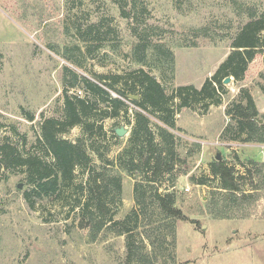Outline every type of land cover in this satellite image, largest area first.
<instances>
[{"label":"rangeland","instance_id":"obj_1","mask_svg":"<svg viewBox=\"0 0 264 264\" xmlns=\"http://www.w3.org/2000/svg\"><path fill=\"white\" fill-rule=\"evenodd\" d=\"M145 1L148 21L162 35L153 37L139 61L142 54L135 50L136 38L112 0H0V142L8 138L25 154L41 153L40 123L63 116V65L91 79L94 74L125 75L144 68L168 93L178 85L199 88L225 59L232 37L250 20V13H264V0ZM104 17L117 32L111 40L85 42L75 33L77 25L85 27ZM261 73L260 58L251 63L244 80L222 81L225 92L220 104H210L205 111L196 105L176 113V150L185 162L149 185L160 193L173 191L175 204L187 220L165 219L151 198L144 203L145 213H140L134 185L146 184L150 174L115 167L127 144L134 105L128 102L126 114L103 118L105 133L94 137L100 151L115 162L111 172L120 174L122 182L120 200L109 203V214L119 222L137 208L138 222L130 225L136 247L148 246L151 240L156 245L163 242L164 254H175L172 263L165 258L166 264H264V144L222 138L230 120L226 108L239 98L241 87L249 89L264 114V93L257 84L262 82ZM79 90L75 91L80 94ZM22 109L34 113V119L24 118ZM94 113L104 117L100 111ZM151 119L158 121L154 115ZM119 125L126 126L128 133L117 139L113 133ZM82 135V128L74 126L62 137L76 141ZM218 153L241 176L239 202L225 208L226 217L216 216L224 209L225 191L209 168ZM90 155L100 163L94 152ZM74 175L69 190L58 198L40 199L31 193V206L25 198L31 187L25 172L0 170V264H126V234L111 230L110 222L100 231L84 225L76 205L85 195L76 185L87 179V169L76 168ZM201 178L204 184L197 183ZM245 193L252 195L247 201Z\"/></svg>","mask_w":264,"mask_h":264},{"label":"trees","instance_id":"obj_2","mask_svg":"<svg viewBox=\"0 0 264 264\" xmlns=\"http://www.w3.org/2000/svg\"><path fill=\"white\" fill-rule=\"evenodd\" d=\"M112 1L117 5L120 15L128 20L131 34L136 38L135 50L142 54L138 60L142 61L143 53L152 43L153 37L161 38L162 31L149 23L150 10L145 0ZM250 17L232 37L231 50L225 59L199 88L193 84L178 85L168 93L162 83L144 68L125 75L94 74L91 79L63 65V116L47 117L40 123L37 142L41 153L25 154L16 144L5 138L0 142V170L21 168L25 172L26 182L31 186L25 193V198L31 203V193L40 199L58 198L64 190H69L76 168L87 169V179L76 185L80 193L85 195L83 199H78L76 205L80 210L79 215L85 220L84 225L100 231L110 222L107 226L111 230L126 234V264L133 261H136V264H166L165 258H169L171 263L174 262L173 252L164 254L163 242L156 245V242L151 240L148 246H140L144 249L140 251L131 239L133 227L130 225L131 222H138L140 214L137 208L140 213H145L144 203L148 198L156 203L165 219L187 220L186 215L175 204L176 196L173 191L160 193L157 187L152 189L153 186L149 184L156 183L159 177L171 171L175 164L185 162L176 150L173 132L176 113L182 108H192L196 105L205 111L210 104H220L221 95L225 92L222 81L226 76L231 75L236 81L244 80L254 60L261 58L264 62V13L257 16L251 12ZM75 33L82 41L97 43L109 41L117 34L110 20L105 17L88 23L85 27L77 25ZM260 77L262 82L257 84L264 93V73H261ZM79 88L84 91L83 96L75 91ZM111 92L117 95L113 96ZM129 94L138 95V98L130 99ZM128 102L134 105L133 119L129 121L131 129L127 144L119 153L115 167L128 173H149L151 177H145L146 184L140 181L134 185L137 208L123 220L113 222L112 215L109 214V203L115 199L120 200L121 175L112 174L110 166L115 162L110 161L100 151V145L94 136L105 133L103 118L126 114L130 108ZM101 103L105 105L100 107ZM96 111H100L104 117H96ZM225 114L230 120L222 131V138L264 144V114L257 109L249 89L240 88L239 98L226 108ZM22 115L27 120L34 119V113L24 109ZM151 115L156 116L158 121L153 122ZM74 126L82 128V136L76 141L62 137L63 133ZM113 136L119 139L115 133ZM90 151L97 155L99 164L93 162ZM45 156L50 159H45ZM252 162L256 164L255 161ZM209 168L211 174L219 179L220 189L225 191L221 198L224 209L216 216L226 217L225 208L239 202L237 192L241 190V176L237 175L233 165L223 159H214ZM248 172L251 173L250 169ZM197 183L204 184L205 180L198 179ZM242 196L247 201L252 195L245 193ZM208 211L213 213L209 208ZM170 226L171 229L174 227L172 224Z\"/></svg>","mask_w":264,"mask_h":264},{"label":"water","instance_id":"obj_3","mask_svg":"<svg viewBox=\"0 0 264 264\" xmlns=\"http://www.w3.org/2000/svg\"><path fill=\"white\" fill-rule=\"evenodd\" d=\"M233 76L229 75V76H226L224 79H223V82L226 84V83H229L231 80H232ZM128 97L130 99H137L138 98V95H135V94H129ZM114 133L118 136V137H122L124 135H126L128 133V128L124 125H119V126H116L114 128ZM216 160H221V156H220V153H218L216 155Z\"/></svg>","mask_w":264,"mask_h":264},{"label":"built area","instance_id":"obj_4","mask_svg":"<svg viewBox=\"0 0 264 264\" xmlns=\"http://www.w3.org/2000/svg\"><path fill=\"white\" fill-rule=\"evenodd\" d=\"M78 92L81 94V92H82V91H81V90H79Z\"/></svg>","mask_w":264,"mask_h":264},{"label":"crops","instance_id":"obj_5","mask_svg":"<svg viewBox=\"0 0 264 264\" xmlns=\"http://www.w3.org/2000/svg\"><path fill=\"white\" fill-rule=\"evenodd\" d=\"M258 108V107H257ZM259 110V109H258ZM184 128V127H183ZM185 129V128H184Z\"/></svg>","mask_w":264,"mask_h":264}]
</instances>
